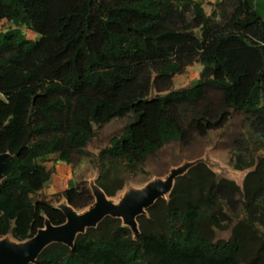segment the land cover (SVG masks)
Wrapping results in <instances>:
<instances>
[{"label": "trees", "instance_id": "16d2710c", "mask_svg": "<svg viewBox=\"0 0 264 264\" xmlns=\"http://www.w3.org/2000/svg\"><path fill=\"white\" fill-rule=\"evenodd\" d=\"M3 19L16 28L0 32V238L24 241L46 218L65 222L52 201L34 198L51 176L37 159L57 153L69 162L70 149L83 153L96 135L94 125L137 115L106 149L129 167L170 141L223 126L228 109L249 114L264 138V17L249 0H236L223 23L197 0H0ZM22 25L39 38L28 39ZM193 63L202 66L197 83L172 89L173 76ZM205 87L220 93L224 110L212 113L206 102L184 126L179 108L205 100ZM254 174L249 202L264 215V165ZM96 184L108 197L123 186L116 178ZM224 188L215 193L231 201ZM57 195L74 208L92 203L81 184ZM201 215L193 205L167 208L156 230L140 215L135 238L120 219L106 217L72 248L48 245L35 264H264V243L241 263L244 241L204 236Z\"/></svg>", "mask_w": 264, "mask_h": 264}, {"label": "rangeland", "instance_id": "374dc122", "mask_svg": "<svg viewBox=\"0 0 264 264\" xmlns=\"http://www.w3.org/2000/svg\"><path fill=\"white\" fill-rule=\"evenodd\" d=\"M220 1L201 0L206 14L217 23L225 21L236 3V0ZM254 4L257 12L264 17V0H255ZM13 28L16 26L11 21H0V32ZM19 28L28 39L39 38L37 33L24 25ZM201 69L199 63L185 67L183 72L173 76L171 88L181 90L194 86L200 78ZM206 102L210 103L212 113L219 114L224 110L220 103V93L205 87V100L196 106L183 105L179 108L181 123L186 126ZM228 112L229 117L223 126L211 129L202 136L191 133L183 141H170L153 155L146 156L143 162L129 167L123 159L107 155L106 149L112 137H119L125 127L137 119V115L130 112L124 117L109 120L101 127L94 125L96 135L86 143L83 153L75 148L70 149L69 162L66 163L72 169L73 177L79 178L76 185L81 184L90 191L92 202L91 181L97 183L106 178L118 179L123 185L122 189L109 196L112 201L118 202L127 190L141 188L153 179H163L172 168L185 162L201 160L202 162H197L183 175L175 178L171 191L158 199L161 202L159 209L149 211L155 203L147 209L143 215L144 225L148 230H156L162 225L167 208L184 210L189 205L196 206L202 213L201 233L214 242L242 239L245 248L240 261L246 263L259 252V243H264V227L260 222L264 215L257 206L249 202L251 187L254 185L252 180L256 175L253 173L258 164L264 165V138L254 132L256 128L251 124L249 114L234 109H228ZM50 161L44 157L37 159V163L45 168ZM46 169L51 175L54 172L52 165ZM219 185H224V189L231 193V201L226 196L215 193ZM61 192L49 197L38 192L34 198L50 200L57 205L65 200L57 195ZM87 207L88 205L81 204L75 209L81 213Z\"/></svg>", "mask_w": 264, "mask_h": 264}, {"label": "water", "instance_id": "95a60500", "mask_svg": "<svg viewBox=\"0 0 264 264\" xmlns=\"http://www.w3.org/2000/svg\"><path fill=\"white\" fill-rule=\"evenodd\" d=\"M6 154H0V184L4 178L2 168ZM201 160L185 162L172 168L163 178L145 183L141 188L127 190L118 202L112 201L94 182L90 189L94 198L86 210L78 213L66 200L57 204L65 216V222L54 225L45 219L44 226L34 236L24 241H16L9 236L0 238V264H35L39 254L50 244L61 243L72 248L76 237L89 228H95L104 218H118L128 227L133 237L139 234L137 217L146 214L158 199L165 197L172 189L175 178L183 175L191 166Z\"/></svg>", "mask_w": 264, "mask_h": 264}, {"label": "crops", "instance_id": "0c3cea01", "mask_svg": "<svg viewBox=\"0 0 264 264\" xmlns=\"http://www.w3.org/2000/svg\"><path fill=\"white\" fill-rule=\"evenodd\" d=\"M197 1L203 4L201 0ZM249 1L251 5L255 8V0ZM44 159H48V161L52 160L48 162L49 165L46 168L49 169V166L52 165L54 166V172H52L50 179L44 184V187L40 192L49 197L53 193L61 192L67 188L74 187L76 185L79 178L73 177L72 169L70 168L69 164L62 160H59L57 153L47 155L44 157Z\"/></svg>", "mask_w": 264, "mask_h": 264}]
</instances>
